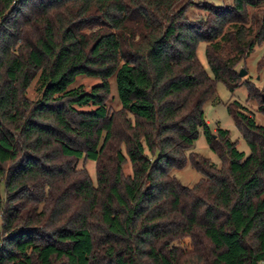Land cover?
Masks as SVG:
<instances>
[{
    "label": "trees",
    "instance_id": "obj_1",
    "mask_svg": "<svg viewBox=\"0 0 264 264\" xmlns=\"http://www.w3.org/2000/svg\"><path fill=\"white\" fill-rule=\"evenodd\" d=\"M217 1L190 19L186 0H0V264H264V126L226 107L245 156L203 112L221 82L264 115L235 69L264 43V0ZM200 133L219 166L187 153ZM187 161L191 186L172 173Z\"/></svg>",
    "mask_w": 264,
    "mask_h": 264
},
{
    "label": "rangeland",
    "instance_id": "obj_2",
    "mask_svg": "<svg viewBox=\"0 0 264 264\" xmlns=\"http://www.w3.org/2000/svg\"><path fill=\"white\" fill-rule=\"evenodd\" d=\"M200 1L218 2L217 0H186V4L188 5L186 16L188 18L197 19L204 15V12L197 10L194 7L195 3H199ZM220 1L223 3L230 2V0ZM205 47L206 45L204 43H200L197 47L196 55L199 62L202 64L205 70L208 71L204 56ZM235 69L236 73H238L240 69H245L247 73L243 77H239V80L243 82H249V84H251L259 94H264V43L256 46L252 53L244 61L239 63ZM99 82L100 80L97 78L79 76L75 79L73 86H82L84 90L88 91L93 85H96ZM108 84L109 94L106 100V108L109 113H115L120 110V104L116 94L114 78H110L108 80ZM35 89L36 83L33 81L26 92V95L29 99L37 98L38 94L36 93ZM216 96L219 100L218 104H213L211 101H208L203 105L205 120L207 123H209L212 131H215L217 127L228 130L229 138L231 141L236 142L237 150L243 152L245 156H247L249 154L248 146L242 139L241 133L236 128L234 120L227 112L226 107L230 106L233 110H241L232 104L234 101H237L241 106L246 108L244 113L248 115L252 114L255 122L264 126V115L258 111L259 104L257 100H247V88L245 85H241L231 92L227 90L224 84L221 82L216 84ZM122 152L124 153L123 147ZM187 153H197L198 155L207 157L216 163L217 166H219V160L216 154H214L208 148L202 133L199 134L197 140H195L193 144V147L188 150ZM75 163L76 169L85 170L93 184H95L96 164L93 161L86 160L84 158L77 160ZM123 171L125 174H129L131 172L128 162L123 166ZM172 173L176 176L179 182L185 186L193 185L201 177L199 173L191 168L189 161H187L185 167L182 170H175Z\"/></svg>",
    "mask_w": 264,
    "mask_h": 264
},
{
    "label": "water",
    "instance_id": "obj_3",
    "mask_svg": "<svg viewBox=\"0 0 264 264\" xmlns=\"http://www.w3.org/2000/svg\"><path fill=\"white\" fill-rule=\"evenodd\" d=\"M246 70L245 69H240L237 73L238 77H243L246 74Z\"/></svg>",
    "mask_w": 264,
    "mask_h": 264
}]
</instances>
